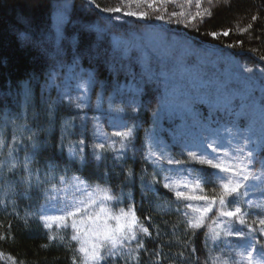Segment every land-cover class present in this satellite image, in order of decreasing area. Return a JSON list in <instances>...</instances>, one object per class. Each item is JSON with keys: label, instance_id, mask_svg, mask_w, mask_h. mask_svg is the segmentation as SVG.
Segmentation results:
<instances>
[{"label": "trees", "instance_id": "1", "mask_svg": "<svg viewBox=\"0 0 264 264\" xmlns=\"http://www.w3.org/2000/svg\"><path fill=\"white\" fill-rule=\"evenodd\" d=\"M113 7H120L122 15L126 11L146 12L148 18L142 19L144 22L110 18L112 13L101 11ZM155 7L159 10L130 0H93L92 6L82 0H0V139L5 144L0 148V161L7 158L11 147L20 165L14 174L6 168L3 172L5 180H11L12 190H8L7 183L0 187V201H4L0 204V235L5 237L0 240V258L4 262L72 264L73 258L79 256L75 251L79 245L70 239L71 229L55 224L46 228L38 219V204L48 185H38L37 176L43 181L53 165L57 177L66 172L69 177L80 176L90 184L107 180L114 191H123L120 207L127 210L128 205H133L140 221L149 228L150 236L138 235L144 242L143 249L136 250L133 241L124 257L103 264H204L207 252L203 234L207 228L197 230L193 236L182 222L184 209L177 211V205L185 203L163 187L165 175L173 177L184 168L168 173L161 168L156 170L153 163L144 159L150 138H154L159 143L167 142L165 148L170 157L187 161V155L177 152L180 148L170 143L163 131V114L157 117L153 113L159 112L160 99L167 88L162 74L172 71L168 61H175L174 58L183 59V65L204 74L211 83L225 80L233 62L264 75V0H229L228 4L224 0H212L211 4L201 0L199 8L196 0L192 4L187 0L159 4L157 0ZM205 9L211 12L210 16ZM197 11L202 15L192 20ZM180 12L184 15H178ZM157 15L163 19L157 20ZM253 16L257 19L252 20ZM155 24L180 30L198 41ZM225 31L227 36L222 35ZM213 32L218 35H209ZM149 36H157L166 46L174 41L187 45L195 55L183 58L180 48L173 46L167 53L170 59L164 60L158 50L147 45ZM200 42L248 55L235 56L228 49H211ZM89 74L93 82L87 84V101L82 102L75 91V81H87ZM227 85L228 89L234 87L231 81ZM77 104L84 106L78 108ZM115 108L124 111L117 113ZM101 109L104 113L98 115ZM108 110L133 129V138L122 160H115L116 153L109 150L102 153L105 159L97 162L92 158V146L105 137L95 134L96 127L106 133L114 131ZM33 133L30 141L28 137ZM80 139L85 140L83 146L77 143ZM111 141L119 138L111 137ZM33 142L36 148L32 147ZM79 147H84L87 165L74 163L70 156L69 150ZM115 147L119 148V143ZM26 157L32 160L31 199L22 194L25 188L18 184L19 177L25 174L22 164ZM182 166L191 168L187 162ZM127 168L133 170L132 182L126 178ZM193 169L213 172L198 165ZM157 172L158 183L152 184ZM210 187L206 185V190ZM113 209L117 210L114 205ZM49 236L55 238L50 240ZM192 247L197 250L194 254ZM210 247L213 256L223 253V258L230 256L234 260L228 249ZM136 256L138 260L133 258Z\"/></svg>", "mask_w": 264, "mask_h": 264}, {"label": "snow or ice", "instance_id": "2", "mask_svg": "<svg viewBox=\"0 0 264 264\" xmlns=\"http://www.w3.org/2000/svg\"><path fill=\"white\" fill-rule=\"evenodd\" d=\"M93 0H89L92 3ZM130 2L145 3L149 8L155 7L157 0H130ZM171 0H158L159 4H166ZM193 0H187L188 4H192ZM201 0H196V7H200ZM212 3V0H209ZM225 4L229 0H224ZM101 11L110 13L120 12V7L102 8ZM205 12L210 16L211 12L205 9ZM125 16H134L137 19H146L148 14L146 12H130L123 13ZM177 15V13H173ZM183 16L184 12L178 13ZM191 16V14H189ZM202 13L197 11L195 16H191L194 20L196 16H201ZM157 20H162L163 16L157 15ZM257 17L253 16L252 20ZM251 27V24L248 25ZM243 31H247L244 29ZM229 33L225 31L222 35L227 36ZM213 37L218 34L209 33ZM232 47V45H228ZM264 59V56L261 57ZM246 72L251 73L252 68H245ZM264 72V69H261ZM151 78V77H150ZM91 74L89 79L83 84H78V88H85L87 84L92 83ZM252 83L245 81L243 91L228 92L223 94L222 99L217 98L211 100L204 96H197L181 102L179 105H173L169 100V93L166 90L160 99L159 112L153 113L154 116L159 117L160 114L170 111L173 107L191 114L193 112V105L195 102H207L213 109L224 111L228 116L235 117L228 123L231 125L222 128H212L211 125H204L197 121L202 131L206 133L199 142L187 147V156L189 160L196 161L200 165H205L214 172L205 173L201 169L184 170L187 174L179 179H173L171 175H165L163 179L168 181L163 184L165 189L174 192L176 200L186 201L183 205H177V211L183 212V223L186 229L192 230V235L195 236L196 231L201 228H207L204 235V248L207 252L204 264H240V261H245L246 264H264V243L256 240V235L264 236V218L253 220L251 224L246 219L249 212L243 207L247 204L249 208H257L259 211L253 213L260 215L264 213V204H253L251 201L243 200L248 193L257 186L264 188V160L260 161V170L254 171L250 166L255 163V154L258 149L264 148V96L259 100L252 95ZM78 108L84 105L77 104ZM135 110V109H133ZM113 111L123 112L122 108H115ZM259 111L261 115L260 127L257 128L256 121L252 118L254 112ZM218 123V121H217ZM118 129L111 133L102 132L99 127H96V135H102L105 140L95 143L93 147L92 158L100 162L105 157L103 152L113 151L116 153L115 160H122L124 158L125 150L128 148L133 138V129L122 122H117ZM67 124L65 125V131ZM35 133L30 135L28 139L33 140ZM111 137H118L119 141L109 142ZM63 140V137L61 138ZM128 143H125V142ZM83 146L84 139L77 142ZM119 143V148L115 144ZM252 147H249V145ZM5 147L3 139H0V148ZM33 148L37 144L33 142ZM157 150H153V149ZM208 149L211 151L209 152ZM14 149L9 147L7 151V158L0 161V187L5 183L9 185L8 190H12L11 180H5L3 172L6 168L8 173H13L20 167L13 156ZM70 156L73 157L74 163H79L84 166L87 165L88 159L83 155L84 147L78 149H70ZM145 160L156 164L161 161L167 162L169 165H183L187 161L174 159L167 155L165 147H161L154 138H150L148 144V152L144 156ZM32 160L28 157L22 164L23 175L19 177L18 184L23 185L25 191L22 193L26 198L31 199L29 195L32 185V170L30 165ZM55 168L53 165L49 166V174L45 175L43 181L37 176V184H47L48 187L43 189L46 201L49 202L50 207H54L59 215L44 214L43 208L38 219L44 222L46 228H50L53 223L62 229H71L70 239L77 242L79 245L75 251L79 254L74 257L72 264H103L105 261H115L118 258L124 257L132 242H136V250L145 247L143 240L138 239L139 234L150 236L149 228L145 227L140 221L133 205H128L127 210L120 207L123 202V191L119 193L114 191L113 187L107 180H101L99 183L90 184L83 180L80 176L69 177L67 173L59 175L54 174ZM160 171H167L172 173L173 169H163ZM179 171V169H177ZM127 180L133 181L134 173L131 168H127ZM107 175V174H105ZM159 173L153 174L152 184L158 183L155 176ZM252 181L253 183H249ZM259 181V185L254 183ZM206 185L211 187L206 190ZM243 189V191H241ZM148 190H151L149 188ZM54 202V203H52ZM202 202V203H191ZM4 201H0V204ZM113 205L118 211L113 210ZM211 214V215H210ZM27 215H31L30 213ZM146 219H150L146 217ZM27 223V220H25ZM234 224H239L247 227L245 232L243 228L234 230ZM252 225H257L254 228ZM235 236L238 240L245 241L244 251L237 253L240 260H232L223 258V253L220 256H213V249L211 245H215L217 249H228L229 253L236 247L227 238ZM55 237L49 236V239ZM5 239L0 235V240ZM63 239V237H61ZM259 245V257H253V251H257L256 245ZM47 245H42L46 247ZM194 254L197 250L195 247L191 249ZM245 252L247 253L245 255ZM2 255V254H0ZM183 255V253H181ZM139 259L138 256L133 257ZM11 260L12 258L9 257ZM199 261V257H196ZM13 264H16L13 261Z\"/></svg>", "mask_w": 264, "mask_h": 264}, {"label": "rangeland", "instance_id": "3", "mask_svg": "<svg viewBox=\"0 0 264 264\" xmlns=\"http://www.w3.org/2000/svg\"><path fill=\"white\" fill-rule=\"evenodd\" d=\"M102 14V13H101ZM147 45L154 47V49L158 50V54L160 55V58H163L164 60H169L170 57H168V52L173 48V46H178V50L180 48L181 51H179V55H182L184 58L185 55H195L192 53V49L188 47L187 45L184 46V44L181 45V43L178 42H172L169 43L168 46L163 43L162 40H160L157 36H149L146 37ZM180 44V45H179ZM166 46V47H165ZM205 46V45H204ZM207 47V46H206ZM209 48V47H208ZM212 49V48H211ZM188 52V53H187ZM162 59V60H163ZM175 61H168L170 64V67H172V71L167 73V75L164 76L163 83L167 87L166 90L169 93V100L172 102L173 105H179L181 102L188 100L190 98H195L197 96H204L207 95V97L211 100H216L218 97L222 99L223 94L228 92H239L243 91V85L245 81L251 82L252 87V95L255 96L257 100H259L262 96H264V75H262L259 71H252L254 75H252L249 72L245 71L244 66L239 65L238 63H231L232 69L225 73L224 76L225 80L216 81L215 83H211L206 79V76L204 74L199 75L198 71L194 69H188L187 66L182 64L183 59L174 58ZM230 64V62H229ZM178 74H181L179 77ZM230 75V76H229ZM182 78V79H181ZM232 82L234 87L226 88L228 82ZM85 80L83 79H77L75 81V91L79 95L81 101L85 102L87 101V85L85 88H78V84H83ZM201 105V106H200ZM203 107H206V110L204 111ZM204 112H206V115H204ZM104 113V111L99 110L97 113L98 115ZM108 113V120L109 124L112 127V129L115 130H121L117 128V122L120 121V117L116 115L113 111L106 112ZM163 118H165V127H163V131L167 133L169 136V142L173 143L176 147L180 148L177 152L183 153L187 155V147H191L192 145L199 142L200 138L205 135L201 129V127L197 124V121H199L201 124L204 125H211L212 128L217 127H224V126H231L228 122L232 119H235V117L228 116L224 111L219 109H213L210 107L209 103L207 102H195L193 105V112L191 114L185 113L181 110H179L176 107H173L170 111L163 113ZM252 118L256 121L257 128L260 127V120L261 115L259 111H256L253 113ZM218 121V123H217ZM167 142L161 141L158 144L161 147H166ZM249 147H252L250 144ZM157 150V149H156ZM166 151V148H165ZM210 152L211 150L208 149ZM167 153V151H166ZM169 156V154L167 153ZM187 163L191 164V168H186L184 166L177 167V165H169L167 164L166 160L158 162L155 165L156 170L159 168H165V169H173V172L177 169H183L180 172H175L172 178L179 180L183 178L187 173L184 170H192L195 165H198L200 167H205L208 170L215 171L205 165H200L196 161L189 160L188 156L186 157ZM264 160V148L258 149L255 154V163L251 165L250 167L254 171L260 170V161ZM172 172V173H173ZM168 182V181H166ZM165 182V183H166ZM249 183H253L250 181ZM257 185H259V181H255ZM48 187V186H47ZM243 191V189L241 190ZM172 192V191H171ZM174 194V192H172ZM243 200L251 201L253 204H264V188H261L257 186L253 190H251L246 197H243ZM184 203H190L183 201ZM54 203V202H52ZM193 203V202H191ZM197 203V202H195ZM49 202L46 201L44 192L43 197L41 201L38 204L37 208V214L38 216L41 214V209L43 208L44 214L47 215H59L60 213L56 211L54 207L48 206ZM243 207L245 210L249 212V216L246 218L248 220V223L251 224L253 220H258L260 218H264V213H261L259 216L254 215L253 213H257L259 209L257 208H249L247 204H244ZM114 210V209H113ZM114 211H118L114 210ZM42 221V220H41ZM44 224V222L42 221ZM55 224V223H53ZM56 225V224H55ZM254 228L257 227V225H252ZM234 230L237 228H243L245 232L248 231L247 227L234 224ZM233 245H236V247L231 251V254L233 256L234 260H240L239 255H237L238 252L244 251V247L246 242L242 240H238L235 236L228 237L227 238ZM256 240L260 243H264V236L256 235ZM257 251H253V257L260 258L259 257V245H256ZM229 252V251H228ZM247 253L245 252V255ZM4 260L0 258V264L3 263ZM6 264H12L10 262H4ZM240 264H246L245 261H240Z\"/></svg>", "mask_w": 264, "mask_h": 264}, {"label": "water", "instance_id": "4", "mask_svg": "<svg viewBox=\"0 0 264 264\" xmlns=\"http://www.w3.org/2000/svg\"><path fill=\"white\" fill-rule=\"evenodd\" d=\"M82 1L88 3V4H90V5L92 6V3H89V0H82ZM94 10L97 11L98 13H100L99 10H97V9H95V8H94ZM116 16H119V17H121V18H125V19H128V20H133V21H138V22H144L142 19H137V18H133V17H125L124 15L120 14L119 12H114V13H112V14L110 15V17H116ZM155 27H159V28H161V29H163V30H167V31H170V32H177V33H179V34H183L184 36L188 37V38L191 39V40L198 41L196 38L191 37V36H188L186 33L182 32V31H180V30H178V31H177V30H173V29H171V28H169V27H166V26H164V25H159V24H155ZM200 43L203 44V45H205V46H207V47H209V48H217V49H220V50L228 49V48H218V47L215 46V45L207 44V43H204V42H200ZM228 51H230V52H231L233 55H235V56L248 55V54H246L245 52H238V53H235V52H233V51L230 50V49H228ZM250 56H251V55H250Z\"/></svg>", "mask_w": 264, "mask_h": 264}, {"label": "bare ground", "instance_id": "5", "mask_svg": "<svg viewBox=\"0 0 264 264\" xmlns=\"http://www.w3.org/2000/svg\"><path fill=\"white\" fill-rule=\"evenodd\" d=\"M99 14H101V12L99 13ZM103 17H105V15H103V14H101ZM109 17H110V15H109ZM106 18V17H105ZM110 18H112V17H110ZM212 49H217V48H212ZM220 50V49H219ZM225 50V49H224ZM230 52V51H229ZM251 57H253L254 58V56H252L251 55Z\"/></svg>", "mask_w": 264, "mask_h": 264}]
</instances>
